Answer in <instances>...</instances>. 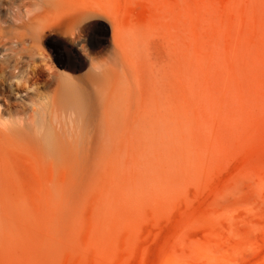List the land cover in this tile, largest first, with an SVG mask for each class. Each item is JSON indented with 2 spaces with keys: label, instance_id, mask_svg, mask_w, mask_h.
<instances>
[{
  "label": "rangeland",
  "instance_id": "374dc122",
  "mask_svg": "<svg viewBox=\"0 0 264 264\" xmlns=\"http://www.w3.org/2000/svg\"><path fill=\"white\" fill-rule=\"evenodd\" d=\"M78 7L41 48L55 77L28 94L74 83L110 165L33 168L0 128V264H264V0Z\"/></svg>",
  "mask_w": 264,
  "mask_h": 264
},
{
  "label": "bare ground",
  "instance_id": "6f19581e",
  "mask_svg": "<svg viewBox=\"0 0 264 264\" xmlns=\"http://www.w3.org/2000/svg\"><path fill=\"white\" fill-rule=\"evenodd\" d=\"M66 3L67 0H0V13L9 15V20L0 15V128L10 130L20 156L31 167L48 165L57 174L93 178L108 169L110 150L106 141L97 143L91 129V99L75 94L72 89L77 87L70 81L69 93L60 97L55 89L50 102L38 104L28 94L45 77H55L48 57L40 53L43 43L50 36L66 34L67 25L80 18L78 0ZM23 93L27 106L32 107V116L18 117L21 111L16 104L23 103L19 101ZM65 213L64 199V219Z\"/></svg>",
  "mask_w": 264,
  "mask_h": 264
}]
</instances>
